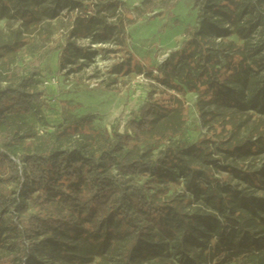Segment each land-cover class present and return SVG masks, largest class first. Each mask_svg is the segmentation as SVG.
Listing matches in <instances>:
<instances>
[{"label": "trees", "instance_id": "obj_1", "mask_svg": "<svg viewBox=\"0 0 264 264\" xmlns=\"http://www.w3.org/2000/svg\"><path fill=\"white\" fill-rule=\"evenodd\" d=\"M72 2L80 14L60 41L50 24L61 0H0L8 31L0 35V264H207L226 253L234 264H264L250 196H222L214 178L222 169L251 188L263 182L264 165L254 171L249 162L264 156V48L250 37L256 25L264 29L257 21L264 0H196L198 27L186 29L176 63H164L154 77L175 95L153 87L122 132L96 127L92 116L65 114V124L38 134L20 117L51 110L35 87L40 73L78 69L94 55L74 39L116 29L124 44L120 0ZM211 35L220 41L209 43ZM132 61L123 72L141 73ZM185 91L197 95L198 119L208 130L196 142L186 139ZM228 159L240 169L221 167ZM177 178L191 198L150 194L153 183ZM193 204L197 209L187 210Z\"/></svg>", "mask_w": 264, "mask_h": 264}, {"label": "rangeland", "instance_id": "obj_2", "mask_svg": "<svg viewBox=\"0 0 264 264\" xmlns=\"http://www.w3.org/2000/svg\"><path fill=\"white\" fill-rule=\"evenodd\" d=\"M72 1L61 0L63 6L59 9V17L50 24L52 39L63 41L71 29L73 19L80 14L78 10L73 9ZM78 1L96 5V0ZM195 1L120 0L121 6L118 12L124 22V44H119L122 40L116 29H113L106 37L93 34L84 39H74L76 45L94 52V55L89 59H81L78 69L68 66L56 75H49L46 71H42L35 87L45 92V98L51 110L45 111L43 118L35 114H24L20 119L31 125L38 134H47L65 124L63 120L65 114L75 117L92 116L96 127L105 128L110 133L122 132L129 112L145 101L147 93L153 87L175 95L174 90H166L155 81L154 77L159 75L158 69L164 63L169 62L173 65L176 63L182 50V42L186 38V29L198 27V9ZM163 2H168L172 8H165ZM261 7L264 9V3H261ZM261 11L262 17L257 20L259 22L264 21V10ZM245 19L247 18H243V22L246 21ZM113 21L114 19H108L109 23ZM212 22L221 29L230 30V27L220 18H214ZM7 33L5 21L0 19V35ZM250 37L254 45L264 48V29L261 26L256 25ZM227 39L236 40L234 37ZM208 41L218 43L220 39L211 35ZM28 59L26 57V60ZM132 59L142 66L141 73H138L137 69H132L129 73L123 72V64ZM217 59L220 66L225 64L224 59L219 55ZM134 63L132 61V64ZM55 64L56 58H52L47 67L53 69ZM74 70L76 71L73 72ZM157 96L158 94L154 95V98ZM181 98L188 107L189 113V131L186 139L196 142L201 135H208L207 127L198 119L197 95L185 91ZM215 146L216 144H210L212 149ZM242 164L246 165V163ZM221 165V167L239 170L241 164L228 159ZM249 165L252 169L254 168V171H258L264 165V156L253 158ZM214 178L218 181L217 185L222 191V196L235 192L250 196L249 215L254 223H258L257 237L264 238V177L259 189L247 186L243 180L235 178L222 169L216 170ZM151 187L150 194L157 193L161 198L182 199L180 196L184 193L183 184L179 178L166 186L153 183ZM184 195L190 197L187 192ZM197 206L193 204L187 210H195ZM205 245L209 248L207 241ZM195 249L202 260V247L197 245ZM35 256L37 257V254ZM43 261L48 260L43 258ZM207 264H234V258L226 253Z\"/></svg>", "mask_w": 264, "mask_h": 264}]
</instances>
